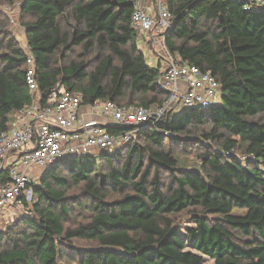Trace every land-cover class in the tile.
<instances>
[{"label": "trees", "instance_id": "16d2710c", "mask_svg": "<svg viewBox=\"0 0 264 264\" xmlns=\"http://www.w3.org/2000/svg\"><path fill=\"white\" fill-rule=\"evenodd\" d=\"M135 1L0 0L20 5L42 104L58 87L85 105L164 104L160 66L147 64L131 23ZM164 2L173 21L167 51L214 77L220 102L169 113L113 153L54 163L33 186L31 215L0 233V264H264V7ZM9 27L0 21V135L32 102ZM183 144L198 146L196 170H181L175 148ZM78 187L80 197L69 194ZM184 212L194 226L182 236L175 219ZM73 241L91 247L79 251Z\"/></svg>", "mask_w": 264, "mask_h": 264}, {"label": "built area", "instance_id": "2783aa9c", "mask_svg": "<svg viewBox=\"0 0 264 264\" xmlns=\"http://www.w3.org/2000/svg\"><path fill=\"white\" fill-rule=\"evenodd\" d=\"M227 1L241 5L244 11L264 7V0ZM131 23L138 36L149 39L152 53L162 60L156 85L168 98L161 106H118L112 102L85 105L82 94L59 87L51 90L42 104L35 58L27 44L22 46L25 84L32 102L15 112L7 131L0 135V233L21 214L31 215L33 186L60 159L115 152L130 143L142 126L160 122L169 113L206 110L220 102V86L214 77L193 65L177 64L167 51L165 38L173 29V21L164 0L133 2ZM108 128L128 131L116 135ZM239 154L231 152L244 163L254 159Z\"/></svg>", "mask_w": 264, "mask_h": 264}, {"label": "rangeland", "instance_id": "374dc122", "mask_svg": "<svg viewBox=\"0 0 264 264\" xmlns=\"http://www.w3.org/2000/svg\"><path fill=\"white\" fill-rule=\"evenodd\" d=\"M19 3H16L13 6H8L3 3H0V13L2 17H0V21L5 20L8 21L10 24L9 31L12 34V36L16 39V41L19 43V45L22 47L25 45V38H24V28L22 25V22L20 21V13H19ZM27 21V19L25 20ZM145 40V38H141L138 36V47L139 49L142 46V42ZM149 49L151 47L149 44H147ZM141 50V49H140ZM143 52L144 57L146 58L147 64L151 68H157L158 67V62L160 64L159 69L162 68V60L159 55L152 53L148 48H144L141 50ZM79 53L78 50H75L74 54H71V58L77 59V54ZM196 137H199L196 135ZM198 149V146H195L193 144H183L182 146H177L175 148L176 154H177V159L179 160L181 170H196L198 161L195 158L196 151ZM109 153H113L110 152ZM241 155V154H239ZM41 176V173L39 174V177ZM70 195L75 196V197H80L82 195L81 188H73L70 192ZM32 209V208H31ZM236 215H241L244 212L235 210L233 212ZM84 217H86V214H82ZM25 215H20L18 216L19 218L24 217ZM29 216V215H28ZM18 219V218H17ZM80 220V219H78ZM176 225L179 227V232L182 236L186 235V231L188 228H192L194 225L192 224L190 220V214H187L186 212L178 215L175 219ZM71 247L74 249H78L79 251H83L87 248H90L91 246L88 245L85 242L82 241H73L71 242ZM93 247V246H92ZM189 251H193L191 248H188ZM195 253V252H193ZM206 264H212V261L206 260Z\"/></svg>", "mask_w": 264, "mask_h": 264}, {"label": "crops", "instance_id": "0c3cea01", "mask_svg": "<svg viewBox=\"0 0 264 264\" xmlns=\"http://www.w3.org/2000/svg\"><path fill=\"white\" fill-rule=\"evenodd\" d=\"M142 42V40H141ZM147 44H149V39L145 38V40H143L142 42V46H141V50H143L144 48H148V50L151 51V49H149V47L147 46ZM151 47V45H149ZM152 52V51H151ZM158 66H160L159 62H158Z\"/></svg>", "mask_w": 264, "mask_h": 264}, {"label": "water", "instance_id": "95a60500", "mask_svg": "<svg viewBox=\"0 0 264 264\" xmlns=\"http://www.w3.org/2000/svg\"><path fill=\"white\" fill-rule=\"evenodd\" d=\"M125 129H128V128H125Z\"/></svg>", "mask_w": 264, "mask_h": 264}]
</instances>
